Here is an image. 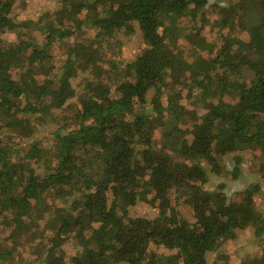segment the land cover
<instances>
[{
  "label": "trees",
  "instance_id": "1",
  "mask_svg": "<svg viewBox=\"0 0 264 264\" xmlns=\"http://www.w3.org/2000/svg\"><path fill=\"white\" fill-rule=\"evenodd\" d=\"M15 1L0 0V229L9 230H0V264H220L208 254L222 255L237 230L264 233L255 203L264 172L238 200L228 199L225 183L205 186L226 156L264 153V0L246 41L224 38L214 56L207 43L210 53L191 62L175 52L178 23L209 0H62L36 24L13 19ZM133 22L146 47L103 76L99 47L120 29L131 34ZM32 24L41 43L23 36ZM6 32L16 40H4ZM59 46L57 65L52 50ZM188 65V96L205 111L183 125L190 110L175 84ZM80 72L86 75L74 87ZM49 121L57 124L42 146L40 126ZM139 203L156 215H130ZM240 264H264V251Z\"/></svg>",
  "mask_w": 264,
  "mask_h": 264
},
{
  "label": "rangeland",
  "instance_id": "2",
  "mask_svg": "<svg viewBox=\"0 0 264 264\" xmlns=\"http://www.w3.org/2000/svg\"><path fill=\"white\" fill-rule=\"evenodd\" d=\"M62 0H16L11 16L16 22L30 19L34 24L39 22L45 14L52 15L54 10L59 8ZM238 5V9L226 11L228 5ZM192 8V6H191ZM194 9V8H192ZM191 9V10H192ZM262 11L260 10L257 0H209L207 4L201 8L195 9V11H187L178 23V43L177 50L181 58L184 61L191 62L197 54L206 56L208 53L205 47L207 43L213 42V51L210 53L213 56L217 51L216 45H221L224 38H237L242 41H246L250 35L252 29L257 27L261 21ZM227 21L224 23L223 21ZM134 31L131 34H126L123 29L117 31L114 38H111V45L99 47V61L98 64L102 69L103 76L106 75V71L111 67H118L122 70L125 63L134 59L138 53L146 47L144 40L137 22H133ZM23 36L32 37L37 43H41L42 34L38 29V26L30 25L28 28H22ZM264 33V28L262 29ZM193 32H197L199 37H196ZM29 35V36H28ZM4 40L7 42H14L16 35L12 32H6L2 34ZM109 43V44H110ZM63 48L60 46L53 51L55 55V63L60 64L59 58L63 55ZM193 69L188 66L181 68L182 73H186L187 77L183 78L184 81L179 79V83L175 84V88L180 90L181 103L190 110V114H185L183 117V125H189L197 119L198 115H201L205 109L204 103L195 95L188 96V89H191L194 85V80L188 77ZM105 71V73L103 72ZM244 75H249L247 70L240 71ZM86 73H79L73 81V85L83 81ZM119 78V76H117ZM169 77H167V81ZM216 87V85H212ZM80 92V90H78ZM152 91L148 92V98H150ZM211 98H207L210 100ZM74 104L76 99L73 98L69 103ZM60 111L56 110V119L59 118ZM192 112V113H191ZM72 115V110L68 111V116ZM44 124V123H43ZM40 126L45 130L40 136V143L42 146H47L49 141L51 142L48 131H52L57 124L56 121H49V123ZM162 139L161 129L155 130V141L159 142ZM158 143V144H159ZM27 144H24V147ZM239 160V163L236 162ZM239 170V173H234V168ZM39 172L40 167H35ZM238 172V171H237ZM264 172V153L260 149L249 148L240 153L239 159L232 156H226L223 160V165L219 174H210L206 187L214 189L217 184L225 183L223 192L230 200H238L241 197V193L248 184L260 179V175ZM262 190L256 196V207L260 210L262 216H264V180L261 181ZM157 211L146 203H139L137 205L129 207L130 215L154 217ZM187 213V210L184 211ZM3 231L4 229H0ZM9 230H4L1 234L6 236ZM20 238L18 242L22 241ZM10 243V241L7 240ZM27 244H23L26 249ZM64 249L67 253V260L70 259L71 253L74 252V243L72 239H68L64 244ZM264 251V233L257 237L254 228L249 226L241 230H237L236 236L233 239L224 241L221 245L220 252L209 253L208 259L217 261L222 264L225 259L228 264H240L248 256L260 255ZM158 252L169 253L168 250L159 248ZM212 262V261H211ZM158 264H161L160 262ZM217 264V263H216Z\"/></svg>",
  "mask_w": 264,
  "mask_h": 264
}]
</instances>
